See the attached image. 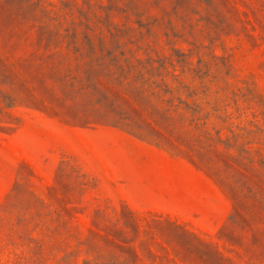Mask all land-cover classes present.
I'll return each instance as SVG.
<instances>
[{"label": "rangeland", "instance_id": "1", "mask_svg": "<svg viewBox=\"0 0 264 264\" xmlns=\"http://www.w3.org/2000/svg\"><path fill=\"white\" fill-rule=\"evenodd\" d=\"M0 264H264V0H0Z\"/></svg>", "mask_w": 264, "mask_h": 264}]
</instances>
